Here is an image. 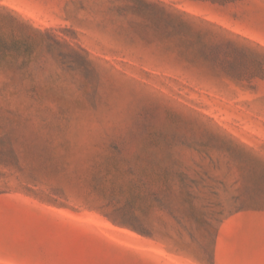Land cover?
Listing matches in <instances>:
<instances>
[{
    "label": "rangeland",
    "instance_id": "obj_1",
    "mask_svg": "<svg viewBox=\"0 0 264 264\" xmlns=\"http://www.w3.org/2000/svg\"><path fill=\"white\" fill-rule=\"evenodd\" d=\"M0 264H264V0H0Z\"/></svg>",
    "mask_w": 264,
    "mask_h": 264
}]
</instances>
